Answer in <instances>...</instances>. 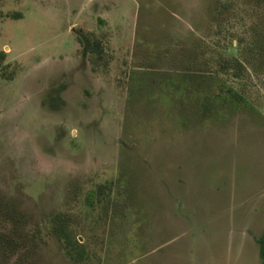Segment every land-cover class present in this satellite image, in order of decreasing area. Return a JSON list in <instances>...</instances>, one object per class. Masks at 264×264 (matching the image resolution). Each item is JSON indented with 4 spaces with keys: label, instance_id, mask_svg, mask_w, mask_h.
Segmentation results:
<instances>
[{
    "label": "rangeland",
    "instance_id": "1",
    "mask_svg": "<svg viewBox=\"0 0 264 264\" xmlns=\"http://www.w3.org/2000/svg\"><path fill=\"white\" fill-rule=\"evenodd\" d=\"M263 240L264 0H0V264H264Z\"/></svg>",
    "mask_w": 264,
    "mask_h": 264
},
{
    "label": "trees",
    "instance_id": "2",
    "mask_svg": "<svg viewBox=\"0 0 264 264\" xmlns=\"http://www.w3.org/2000/svg\"><path fill=\"white\" fill-rule=\"evenodd\" d=\"M84 42H85V45L86 47L89 46V50L90 51H94L96 49H98V46H99V43H98V40L96 38V36L92 33V34H88L86 36V38L84 39ZM235 70H239L238 67L235 68ZM95 194V192H93ZM61 233L64 235V237L66 238V241H67V244H68V251L70 253H72L73 251L76 253L75 255L77 256L76 258L78 260L81 259L82 257V251L81 248H82V244L78 243L77 241L73 240L72 237H71V234L64 228L61 229ZM1 245V244H0ZM5 248H8V246H4ZM261 249H262V252H261V255L262 257L264 258V240L261 241Z\"/></svg>",
    "mask_w": 264,
    "mask_h": 264
}]
</instances>
